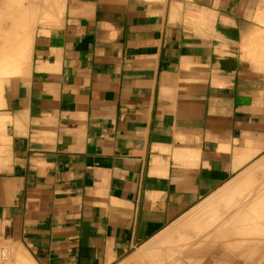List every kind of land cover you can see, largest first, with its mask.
Listing matches in <instances>:
<instances>
[{
  "label": "crops",
  "instance_id": "obj_1",
  "mask_svg": "<svg viewBox=\"0 0 264 264\" xmlns=\"http://www.w3.org/2000/svg\"><path fill=\"white\" fill-rule=\"evenodd\" d=\"M10 1L4 48L23 20ZM26 13L28 58L0 75V247L13 264H264V0Z\"/></svg>",
  "mask_w": 264,
  "mask_h": 264
},
{
  "label": "bare ground",
  "instance_id": "obj_2",
  "mask_svg": "<svg viewBox=\"0 0 264 264\" xmlns=\"http://www.w3.org/2000/svg\"><path fill=\"white\" fill-rule=\"evenodd\" d=\"M15 1H16V0H15ZM15 1H13V0L10 1V2H9L10 5L12 4L11 2H14V3H18V4H19V7H20V5L22 6V5L24 4L23 1H25V0H22V1L18 0L19 2H18V1L15 2ZM27 1L29 2L30 0H26V2H27ZM34 1H40V0H32V2H29L30 5L27 3L28 6H29V7H30V6H33L31 3H33V4H35V3H39V4L41 5L40 7H41L42 9L45 8V9L47 10V11H44L45 9H44V10H39L40 7L38 8V6L34 5L33 7H36V8H35V9H34L33 7H32V8H33V10H34V12H35V16L39 15L40 13H42V12L39 13V12H36V11H35V10H37V11H43L42 14H44L45 12H46V13H49V14L51 13V14H50V18L53 19V17H54V18L57 17V15H58V13H59V11H60V8L62 7V4H63V1H64V0H52V1L50 0V3H51L50 8H51L52 3H53V6H54V7H52V8H54V10L51 8L49 12H48V10H49V7H48V6H49V3H48V0H46L47 2H46L45 0H41V1L45 2V4H44L43 2H41V1H40V2H35V3H34ZM20 2H23V4H22V3L20 4ZM9 3L7 2V4H8V5L6 6V7H7V10L10 8V7H9ZM46 3H47V4H46ZM42 4H43V5H42ZM12 5H13V4H12ZM45 5H46L47 8L45 7ZM25 6L27 7L26 4H25ZM25 6H24V5L22 6V8L24 7L25 10H24V9L22 10L21 7H20V8L18 7V8H19V11L22 12L23 15H21L22 13H20V12L18 11V8L16 9L17 12H15V16H14V19H13V20L15 21L16 18L19 16V17H18L19 20H20V19H23V20H20V21H19L18 18H17L16 21L22 22V24H24V23L27 22V23H26V26L24 25V26L22 27V25H20V26H21L20 28H22V29H20V31H19V26H18V25H19V22L16 23V21H15L14 23H16V24H13V25H14V27H15L16 29H13L14 27L12 26L13 28L11 27V29H13V31L11 32V30H9V31H10V32L8 33L9 35H11L13 32H15V34H18L17 37H19L20 34H21V32H22V30H23V28L26 29L27 27H29V25L31 26L32 29H34V28H33V27H35V26H33L34 23H33V25H32L31 21H30L31 24L27 21V20L29 19L28 17H27V20L25 19L26 22L24 21V18H26V17L24 16V15H25L24 13H26L27 11H28V12L30 11L29 13H28V12L26 13V16H29V17H30V15H31L30 13L34 14L33 10H31V8H29V7L26 8ZM42 6H43V7H42ZM28 8H29V10H28ZM37 8H38V9H37ZM10 10H11V14H13V13H14V12H13V8H10ZM8 11H9V10H8ZM8 11H7V12H8ZM23 11H24V12H23ZM25 11H26V12H25ZM54 11H55L56 15L53 13ZM9 13H10V12H9ZM9 13H6V15L8 14V15H7L8 17H9V15H11V14H9ZM16 13H17L18 15H17ZM19 13H20V15H19ZM37 13H38V14H37ZM46 13H45L44 15L41 14L42 16H39V19H41V18L44 17V19H45L44 21H47L46 18H45ZM1 14H3V13L1 12ZM28 14H30V15H28ZM36 14H37V15H36ZM49 14H48V15H49ZM13 15H14V14H13ZM13 15H11L10 17H12ZM53 15H55V16H53ZM7 16H6V17H7ZM23 16H24V17H23ZM32 16H33V15H32ZM35 16H33V21L35 20V19H34ZM52 16H53V17H52ZM0 17H1V16H0ZM20 17H21V18H20ZM12 18H13V17H12ZM35 18H36V17H35ZM48 18H49V17L47 16V19H48ZM50 18H49L48 20H50ZM30 19H31V17H30ZM37 20H38V19H37ZM37 20H36V21H37ZM41 20H42V19H41ZM55 20H57V19H55ZM33 21H32V22H33ZM44 21H43V22H44ZM51 21H53V20H51ZM23 22H24V23H23ZM28 23H29V24H28ZM35 23H36V22H35ZM45 23H46V22H45ZM55 23H56V22H55ZM15 25H16V26H15ZM27 25H28V26H27ZM49 25H51V24H49ZM17 27H18V29H17ZM31 28H30V30H31ZM9 29H10V28H9ZM0 30H1V29H0ZM14 30H16V31H14ZM17 30H18V32H17ZM28 30H29V29H26L25 31L23 30L22 35H24V36L20 37V38H19L20 40H18L17 37H16V39L13 38L14 40H12V41H14V42L11 43V44H12V45H11L12 47L10 46V42H9L11 39H8L9 36H7L8 38L6 39V40H8L7 43L4 42V46L7 44V46H5L6 48H4L3 46L0 45V46H1L0 52H2V47H3V48H4L3 53H5V54H7V52H8V54L10 53V55H5V54H3V53H1L2 55H0V56H2V57H0V75H5V74L8 75V74H12V73H15V74L18 73V67H20V66L22 65V63L28 58V57H27L28 40H29V36H31V38H32V34H33V32H34L33 30H32V32H31V31H28ZM4 31H5V30H4ZM26 31H28V32L26 33ZM16 32H17V33H16ZM30 32L32 33L31 35L28 34V33H30ZM2 33H3V32H2ZM24 33H26V35H25ZM34 33H35V32H34ZM27 34H28V35H27ZM2 35H3V34H2ZM3 36H4V35H3ZM25 36H28V37H27L28 39H27ZM3 38H4V37H3ZM5 38H6V36H5ZM23 38H25L26 40H24ZM3 40H4V39H3ZM22 40H23V41H22ZM17 41H19V42H17ZM25 41H26V42H25ZM8 42H9V45H8ZM15 42H16V43H15ZM20 42H21V43H20ZM17 43H20V45L22 46V51L20 50L21 48L19 49V47H17V45L20 46V45L17 44ZM13 44H15V45L17 44V45L15 46V45H13ZM9 46H10V49H8ZM13 46H14V48H13ZM21 46H20V47H21ZM16 47L19 49L18 51L21 52L20 55H18L19 52L15 51V48H16ZM11 48H12V49H11ZM17 48H16V49H17ZM5 49L8 50V51H5ZM13 49H14V50H13ZM12 50H13V52L11 53ZM4 51H5V52H4ZM14 51H15V53H14ZM11 54H12V55H11ZM3 55H4V56H3ZM1 80H2V79H1ZM0 87H1V86H0ZM1 90H2V89H1ZM3 90H4V89H3ZM0 93H1V92H0ZM0 98H2V97H0ZM218 198H219V197H218ZM218 198H217V200H218ZM220 200H221V199H220ZM214 201H215V200H214ZM221 202H222V200H221ZM212 203H213V202H212ZM215 203H216V202H215ZM217 203H218V201H217ZM258 203H259V202H258ZM219 204H220V203H219ZM247 204H248V203H247ZM204 205H205V204H204ZM216 205H218V204H216ZM256 205H257V204H256ZM261 205H262V204H261ZM261 205H259L258 207H260ZM213 207H214V206H213ZM244 207H245V206H244ZM254 207H255V206H254ZM254 207H253V208H254ZM258 207H256V208H257V210L260 212L261 209L259 210ZM202 208H203V207H202ZM204 208H205V207H204ZM213 209H214V208H213ZM216 209H218V208H216ZM214 210H215V209H214ZM247 210H248V209H247ZM251 210H252V208H251ZM255 210H256V209H255ZM215 211H216V210H215ZM244 211H245V210H244ZM258 211H257V212H258ZM240 212L242 213L243 211H240ZM245 212H246V211H245ZM245 212H244V214H241V215H245ZM249 212H250V211H249ZM249 212H248V214H249ZM251 212L253 213V211H251ZM255 213H256V212L254 211V214H255ZM246 214H247V213H246ZM250 214H251V213H250ZM256 214H257V213H256ZM254 216H255V215H254ZM257 216H258V214H257ZM251 217H253V214L251 215ZM251 217H250V218H251ZM236 218H237V217H236ZM256 218H258V217H256ZM239 219L241 220V218H239ZM239 219H237V220H239ZM242 220H243V219H242ZM248 220H249V218H248ZM248 220H247V221H248ZM254 220H255V218H254ZM254 220H253L252 222L250 221V223H253ZM247 221H246V222H247ZM255 221H257V220H255ZM238 222H239V221H238ZM240 222H241V221H240ZM244 222H245V221H244ZM245 233H246V232H245ZM236 234H237V233H236ZM242 234H244V233H242ZM249 235H250V234H249ZM140 254H141V252H140ZM11 259H12V258H11ZM12 264H13V261H12Z\"/></svg>",
  "mask_w": 264,
  "mask_h": 264
},
{
  "label": "built area",
  "instance_id": "obj_3",
  "mask_svg": "<svg viewBox=\"0 0 264 264\" xmlns=\"http://www.w3.org/2000/svg\"><path fill=\"white\" fill-rule=\"evenodd\" d=\"M0 264H12L11 255L5 247H0Z\"/></svg>",
  "mask_w": 264,
  "mask_h": 264
}]
</instances>
